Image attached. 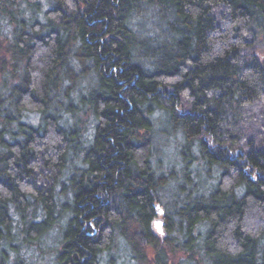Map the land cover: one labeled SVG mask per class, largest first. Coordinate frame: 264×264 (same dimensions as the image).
Wrapping results in <instances>:
<instances>
[{
    "label": "trees",
    "instance_id": "1",
    "mask_svg": "<svg viewBox=\"0 0 264 264\" xmlns=\"http://www.w3.org/2000/svg\"><path fill=\"white\" fill-rule=\"evenodd\" d=\"M155 111L215 182L155 172ZM116 250L264 264V0H0V264Z\"/></svg>",
    "mask_w": 264,
    "mask_h": 264
},
{
    "label": "rangeland",
    "instance_id": "2",
    "mask_svg": "<svg viewBox=\"0 0 264 264\" xmlns=\"http://www.w3.org/2000/svg\"><path fill=\"white\" fill-rule=\"evenodd\" d=\"M154 124L152 126L153 136V158L152 165L156 173L166 176L171 183H213L215 182L217 173L211 170L209 174L205 172L203 165L197 158L196 151L190 154L182 153V136L179 131H173L167 122V118L160 111H155L152 115ZM83 132L89 135L91 130V121L86 114L82 115ZM190 159V160H189ZM185 162L188 164L185 165ZM189 173L192 181L184 179V174ZM64 217L66 214L64 213ZM158 216L157 219H161ZM155 230L161 232V223L155 224ZM58 228H55L50 234L51 245H57ZM49 249L50 246H45ZM128 251L116 250L115 254L104 253L102 255L101 264H132L127 260ZM34 259V254L27 253Z\"/></svg>",
    "mask_w": 264,
    "mask_h": 264
},
{
    "label": "water",
    "instance_id": "3",
    "mask_svg": "<svg viewBox=\"0 0 264 264\" xmlns=\"http://www.w3.org/2000/svg\"><path fill=\"white\" fill-rule=\"evenodd\" d=\"M161 222V219H156V224L158 225Z\"/></svg>",
    "mask_w": 264,
    "mask_h": 264
}]
</instances>
